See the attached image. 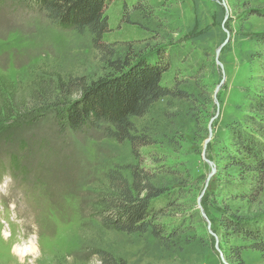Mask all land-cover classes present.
<instances>
[{"label": "rangeland", "instance_id": "374dc122", "mask_svg": "<svg viewBox=\"0 0 264 264\" xmlns=\"http://www.w3.org/2000/svg\"><path fill=\"white\" fill-rule=\"evenodd\" d=\"M107 3L103 41L149 49L152 59L163 55L169 63L162 85L183 96L161 99L145 118L132 119L137 135L154 143L137 156L102 132L61 133L52 111L3 128L0 264H264L253 247L264 240V171L228 166L237 155L234 127L244 130L249 117L264 124L250 111L264 102V0ZM101 73L90 34L61 30L32 2L0 0V85L14 88L23 103L38 80ZM129 166L160 184L176 182L171 201L164 195L150 202L152 213L163 211L152 219L159 238L102 222L107 175L119 171L131 182ZM228 218L241 222L235 232ZM34 236L37 252L13 251L27 250Z\"/></svg>", "mask_w": 264, "mask_h": 264}, {"label": "trees", "instance_id": "16d2710c", "mask_svg": "<svg viewBox=\"0 0 264 264\" xmlns=\"http://www.w3.org/2000/svg\"><path fill=\"white\" fill-rule=\"evenodd\" d=\"M17 1L32 2L63 31H73L79 35L90 34L102 73L96 79L82 76L65 80H38L26 93L25 103L22 102L24 97H15L14 88L0 85V131L16 121H35L52 111L61 133L66 130L86 135L94 131L102 132L105 138L118 144L127 143L134 156L138 155L139 150L154 146L147 135H137L132 119L145 118L161 99L183 96L162 85L169 63L163 59V55L152 59L149 49L131 44L118 47L104 42V35L109 32L107 18L104 16L107 0ZM259 16L264 18V12L259 13ZM250 111L264 116V102L258 101ZM262 121L249 117L243 119L244 130L234 127L236 130L231 133V139L232 148L237 155L229 157L228 166L240 171L263 173ZM250 128L255 134L251 135ZM128 170L131 182L123 178L119 171L107 175L108 195L102 197L99 203L107 212L102 222L127 235L146 234L153 230L152 235L159 238L161 235L156 231L153 221L156 215L162 217L163 211L152 213L150 202L164 195L169 196L171 201L176 182L163 181L160 184L159 179L138 166H129ZM183 185L181 184L182 187ZM174 195L179 198L180 190ZM229 219L225 225L235 232L241 222ZM245 235L248 238L254 237L251 233ZM254 241V249L264 253V240L258 238ZM106 264L124 263L110 258Z\"/></svg>", "mask_w": 264, "mask_h": 264}, {"label": "bare ground", "instance_id": "6f19581e", "mask_svg": "<svg viewBox=\"0 0 264 264\" xmlns=\"http://www.w3.org/2000/svg\"><path fill=\"white\" fill-rule=\"evenodd\" d=\"M36 240V237L34 236L33 238H32V240H31V244H30V246H29V248L27 249V250H24V249H18V247L17 246H15L14 247V252L16 253V254H19V256L21 257H23L25 254H33L34 252H37V250H38V245H37V242L35 241ZM9 243V242H8Z\"/></svg>", "mask_w": 264, "mask_h": 264}, {"label": "water", "instance_id": "95a60500", "mask_svg": "<svg viewBox=\"0 0 264 264\" xmlns=\"http://www.w3.org/2000/svg\"><path fill=\"white\" fill-rule=\"evenodd\" d=\"M218 51H219V50H218ZM218 51H217V53H218ZM223 82H224V79L221 81V85L223 84ZM217 90H218V89H217ZM216 93H217V91H216ZM216 104H217V103H216ZM203 155H204V153H203ZM209 165H210V167H212L210 163H209ZM213 172H214V169L212 168L211 173H210L208 179H210V177L212 176Z\"/></svg>", "mask_w": 264, "mask_h": 264}]
</instances>
